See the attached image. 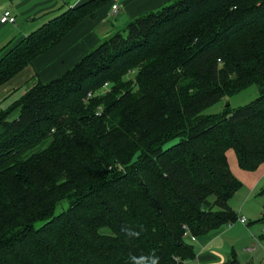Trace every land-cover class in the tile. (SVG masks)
<instances>
[{
    "label": "trees",
    "instance_id": "1",
    "mask_svg": "<svg viewBox=\"0 0 264 264\" xmlns=\"http://www.w3.org/2000/svg\"><path fill=\"white\" fill-rule=\"evenodd\" d=\"M106 1L10 48L0 85ZM254 85L253 102L205 114ZM229 150L242 169L264 163V0H172L0 110V264L194 260L188 236L238 219Z\"/></svg>",
    "mask_w": 264,
    "mask_h": 264
},
{
    "label": "crops",
    "instance_id": "2",
    "mask_svg": "<svg viewBox=\"0 0 264 264\" xmlns=\"http://www.w3.org/2000/svg\"><path fill=\"white\" fill-rule=\"evenodd\" d=\"M89 1L91 0H0V15L3 11L7 10L15 17V22L12 24H2L0 22V58L10 48L39 29L43 24L69 9L76 8ZM171 1L107 0L96 10L94 16L86 17L66 33L59 43L38 55L30 64L22 68L8 81L1 84L0 101L4 100L7 103L5 107H8L18 99V97L9 99L13 92L19 91V95L24 93L27 85L33 81L42 83L52 81L66 71H69L104 40L117 32L125 30L134 19L156 11ZM4 3L10 4V9L6 8ZM114 3L120 5L117 13L112 11ZM18 16H22L21 18H23L24 22L20 21L17 18ZM43 16H46V19L39 26L28 23L34 22L37 18L39 19ZM241 224L247 226V230L253 237L252 249H249L252 252L258 246H261L262 242L264 243V235L258 236L254 234L257 231L256 226L260 225H250L248 222ZM231 225H226V227ZM228 232L229 229H226L224 226L198 238L188 236L186 238L187 242L193 245L196 251V258L189 262L195 261L196 264L227 263L234 256V253L230 252L225 243L216 242Z\"/></svg>",
    "mask_w": 264,
    "mask_h": 264
},
{
    "label": "rangeland",
    "instance_id": "3",
    "mask_svg": "<svg viewBox=\"0 0 264 264\" xmlns=\"http://www.w3.org/2000/svg\"><path fill=\"white\" fill-rule=\"evenodd\" d=\"M4 5L6 8L10 9V4L4 3ZM21 17L22 16H18L17 18H19L20 21L24 22L23 18ZM45 19L46 16H43L42 18H37V20L34 22L28 23L34 24L35 26H39ZM135 75L136 74L132 72L126 77L130 79L134 78ZM36 82L39 81H33L29 83L26 88L28 89L31 84H34ZM110 86L111 85L101 90L100 93L104 94L110 89ZM21 94L19 95V91L13 92L9 99L17 97L19 98ZM259 94L260 93L258 87L256 85L251 86L250 88L242 91L239 94L224 98L217 104L208 108L205 111V114H219L224 111L227 106V103H229L230 105V110L233 111L239 107L245 106L253 102L259 96ZM5 106H7V103H5L4 100L0 101V110L6 108ZM178 141L179 139L173 140L172 142L166 144L165 148L172 146ZM227 158L232 173L242 184L241 188L232 197L230 201V206L235 212V214H237V216L245 217L247 219L248 224L250 223V225L254 224L261 226H256L257 231L254 232V234L258 236L264 235V193H262V191L264 190V163L261 164L255 170H245L239 166L236 154L233 150L228 151ZM225 228L229 229V232L216 243H225V246L230 250V252L234 253V256L238 258L240 264L264 263V243L262 242L261 246H258L256 250L251 252L249 249H252L251 246L253 243V237L247 230V226H244L240 222L236 221L233 225L228 227L225 226ZM181 264H196V262L188 261L183 262Z\"/></svg>",
    "mask_w": 264,
    "mask_h": 264
},
{
    "label": "clouds",
    "instance_id": "4",
    "mask_svg": "<svg viewBox=\"0 0 264 264\" xmlns=\"http://www.w3.org/2000/svg\"><path fill=\"white\" fill-rule=\"evenodd\" d=\"M121 231L128 238L138 237L140 232L131 229L122 228ZM132 264H160V257L153 251L150 255H141L138 257H131Z\"/></svg>",
    "mask_w": 264,
    "mask_h": 264
},
{
    "label": "built area",
    "instance_id": "5",
    "mask_svg": "<svg viewBox=\"0 0 264 264\" xmlns=\"http://www.w3.org/2000/svg\"><path fill=\"white\" fill-rule=\"evenodd\" d=\"M119 9H120V5H119L118 3H114V5L112 6V11H113L114 13H117V12L119 11ZM0 22H1L2 24H12V23L15 22V17H13L9 11L5 10V11H3V12L1 13V15H0ZM107 87H108V84H106V85L104 86V88H107ZM91 96H92V95H89V97H91ZM237 221H239V222H241V223H244V224L247 223V219L244 218V217H242V218H239V217H238ZM187 235H188V233H187ZM187 235H186V236H187Z\"/></svg>",
    "mask_w": 264,
    "mask_h": 264
},
{
    "label": "water",
    "instance_id": "6",
    "mask_svg": "<svg viewBox=\"0 0 264 264\" xmlns=\"http://www.w3.org/2000/svg\"><path fill=\"white\" fill-rule=\"evenodd\" d=\"M227 106H229V103H227Z\"/></svg>",
    "mask_w": 264,
    "mask_h": 264
}]
</instances>
